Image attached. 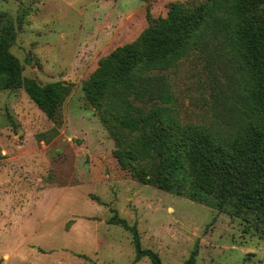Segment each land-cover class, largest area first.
Masks as SVG:
<instances>
[{
	"label": "rangeland",
	"instance_id": "374dc122",
	"mask_svg": "<svg viewBox=\"0 0 264 264\" xmlns=\"http://www.w3.org/2000/svg\"><path fill=\"white\" fill-rule=\"evenodd\" d=\"M201 1L0 0L21 77L64 87L55 118L23 87L0 90V264H151L134 260L131 233L108 222L115 213L161 264L192 251L195 264H264V234L243 216L160 186L157 171L144 182L122 167L118 142L128 147L137 130L105 123L84 94L103 59L127 45L146 53L143 35L171 5ZM206 61L191 56L174 77L183 121L207 120Z\"/></svg>",
	"mask_w": 264,
	"mask_h": 264
},
{
	"label": "trees",
	"instance_id": "16d2710c",
	"mask_svg": "<svg viewBox=\"0 0 264 264\" xmlns=\"http://www.w3.org/2000/svg\"><path fill=\"white\" fill-rule=\"evenodd\" d=\"M263 5L264 0L173 4L162 26L143 35L146 53L127 45L103 59L104 68L85 84L84 94L105 123L116 120L137 130L128 147L118 142L114 154L122 167L144 182L157 171L160 186L243 216L264 234ZM9 21L1 14L0 90L23 87L55 118L64 87L21 77L8 51ZM194 55L206 57L211 67L207 120L200 123L183 121L174 90L181 62ZM108 222L131 233L135 261L147 256L161 264L155 251L141 246L135 225L116 213ZM182 264H195V251Z\"/></svg>",
	"mask_w": 264,
	"mask_h": 264
}]
</instances>
